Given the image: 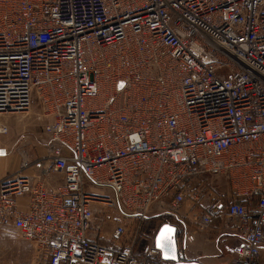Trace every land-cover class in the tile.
Wrapping results in <instances>:
<instances>
[{
	"label": "built area",
	"instance_id": "1",
	"mask_svg": "<svg viewBox=\"0 0 264 264\" xmlns=\"http://www.w3.org/2000/svg\"><path fill=\"white\" fill-rule=\"evenodd\" d=\"M30 110L45 154L0 179V229L37 264H173L122 221L157 210L176 242L193 213L235 238L228 264H264V0H0V117Z\"/></svg>",
	"mask_w": 264,
	"mask_h": 264
},
{
	"label": "rangeland",
	"instance_id": "2",
	"mask_svg": "<svg viewBox=\"0 0 264 264\" xmlns=\"http://www.w3.org/2000/svg\"><path fill=\"white\" fill-rule=\"evenodd\" d=\"M33 109L37 110L35 104H33ZM5 117H9L6 118L9 121L7 122L8 125L4 121ZM0 122L9 126L7 133L0 134V146L6 149V156L9 158L13 156L19 161L22 155L27 154L28 160H34L37 155L36 146L42 142L41 127L43 124V121L38 120L35 111L30 110L22 114H6L0 117ZM98 191L108 192L105 188L98 189ZM208 201L209 198L206 195L202 196L195 202L192 211L199 212ZM188 204L191 205L188 202L184 206L185 209L189 208ZM115 215L116 213L113 210L98 206L92 220V224L102 222L104 225L102 236L108 240L106 242L108 245H111L109 238L113 232L114 221L117 220ZM166 219L169 218L161 210L152 212L142 223L122 216V221L128 224V232L138 230L136 241L138 253L143 252L152 244L156 231ZM98 231V234H101L100 228ZM0 264H37V248L33 242L22 238L17 231L0 229Z\"/></svg>",
	"mask_w": 264,
	"mask_h": 264
},
{
	"label": "crops",
	"instance_id": "3",
	"mask_svg": "<svg viewBox=\"0 0 264 264\" xmlns=\"http://www.w3.org/2000/svg\"><path fill=\"white\" fill-rule=\"evenodd\" d=\"M6 118L9 117H5L4 119L7 124L9 121ZM44 145L45 140L42 138V142L36 146V158L45 154ZM0 150L4 151L3 153H0L1 179L16 171L20 165L21 159L18 161V159H15L13 156L10 158L6 156V149L2 146H0ZM25 155L27 156V154ZM26 172L37 176L38 173H41V168L34 165L32 168L27 169ZM60 177L61 176L56 174L53 175L51 179L60 180ZM49 179L50 177L46 178L45 182H48ZM188 218L186 240L177 241L178 250L182 253L183 260H195L202 264H228L232 257L231 247L235 243V238L228 232L220 230L218 222H214L213 225L206 229H200L197 218L193 213H190ZM99 228L101 234H98ZM102 228H104L102 222L92 224L91 229L88 232V237L90 239H96L102 244H107L106 242L108 240L102 236V234H104ZM261 258L264 261V248L261 250Z\"/></svg>",
	"mask_w": 264,
	"mask_h": 264
},
{
	"label": "water",
	"instance_id": "4",
	"mask_svg": "<svg viewBox=\"0 0 264 264\" xmlns=\"http://www.w3.org/2000/svg\"><path fill=\"white\" fill-rule=\"evenodd\" d=\"M0 150V153H3ZM161 240L162 246H157V241ZM154 245L161 252V257L164 260L172 261L173 264H202L195 260H180L178 256V248L176 242V227L168 223L162 224L154 236Z\"/></svg>",
	"mask_w": 264,
	"mask_h": 264
},
{
	"label": "snow or ice",
	"instance_id": "5",
	"mask_svg": "<svg viewBox=\"0 0 264 264\" xmlns=\"http://www.w3.org/2000/svg\"><path fill=\"white\" fill-rule=\"evenodd\" d=\"M157 246H158V247H161V246H162V242H161V240H159V239H158V241H157Z\"/></svg>",
	"mask_w": 264,
	"mask_h": 264
}]
</instances>
